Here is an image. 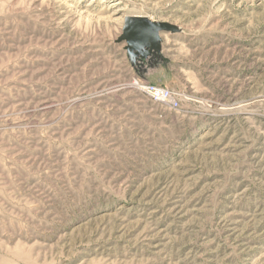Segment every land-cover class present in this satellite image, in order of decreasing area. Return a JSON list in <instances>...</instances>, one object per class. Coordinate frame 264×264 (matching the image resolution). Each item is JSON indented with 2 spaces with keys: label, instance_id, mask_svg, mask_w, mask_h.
Wrapping results in <instances>:
<instances>
[{
  "label": "rangeland",
  "instance_id": "1",
  "mask_svg": "<svg viewBox=\"0 0 264 264\" xmlns=\"http://www.w3.org/2000/svg\"><path fill=\"white\" fill-rule=\"evenodd\" d=\"M0 264H264V0H0Z\"/></svg>",
  "mask_w": 264,
  "mask_h": 264
},
{
  "label": "water",
  "instance_id": "2",
  "mask_svg": "<svg viewBox=\"0 0 264 264\" xmlns=\"http://www.w3.org/2000/svg\"><path fill=\"white\" fill-rule=\"evenodd\" d=\"M180 28L166 21H155L143 15L125 17L119 42H126V50L133 64L161 56L164 32H178Z\"/></svg>",
  "mask_w": 264,
  "mask_h": 264
},
{
  "label": "built area",
  "instance_id": "3",
  "mask_svg": "<svg viewBox=\"0 0 264 264\" xmlns=\"http://www.w3.org/2000/svg\"><path fill=\"white\" fill-rule=\"evenodd\" d=\"M137 85L153 102L174 110L180 108V97L175 90L164 85L142 80L137 82Z\"/></svg>",
  "mask_w": 264,
  "mask_h": 264
}]
</instances>
